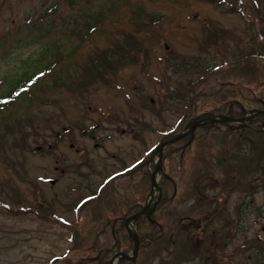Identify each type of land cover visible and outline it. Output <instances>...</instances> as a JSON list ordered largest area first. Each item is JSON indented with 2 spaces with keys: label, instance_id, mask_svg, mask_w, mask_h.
<instances>
[{
  "label": "rangeland",
  "instance_id": "obj_1",
  "mask_svg": "<svg viewBox=\"0 0 264 264\" xmlns=\"http://www.w3.org/2000/svg\"><path fill=\"white\" fill-rule=\"evenodd\" d=\"M47 64L0 109V264L105 262L157 144L264 99V0H0V94ZM233 125L165 146L162 237L126 264H264V126Z\"/></svg>",
  "mask_w": 264,
  "mask_h": 264
},
{
  "label": "trees",
  "instance_id": "obj_2",
  "mask_svg": "<svg viewBox=\"0 0 264 264\" xmlns=\"http://www.w3.org/2000/svg\"><path fill=\"white\" fill-rule=\"evenodd\" d=\"M57 57L58 56H56L54 58V60H56ZM99 64H103V62H101V61L96 62V65L98 68H99V66H98ZM51 70H53V69L51 68V66L49 64H47L46 66L43 65L41 67H37V68L33 69L30 73H28V75L25 78L20 79V80L17 79V81L15 80L16 81L15 85L8 88L9 93L11 91L10 94H12L11 98L13 96H16V97H21L22 99H26L27 91H28L29 87L32 84L38 85L40 83V81H43L42 76L44 75L45 71H47V73H49L50 76H52L54 78V80L56 81L57 76L55 77L53 74L54 71H51ZM236 103H238V105H240L244 108H253V107L260 108V109L264 108V102L257 97L256 98L251 97L250 99H248L247 102H244V103L242 101L236 102ZM5 105L6 104L0 105V109L5 108L7 106V105L6 106ZM233 108H234L233 106L225 105L219 112H222V113H225L228 115H236V114H238L237 112H241L240 109H233ZM164 157H165V155H163V158ZM164 178L171 179V177L168 174H166L165 176L163 175L162 178L160 179L159 184H160L161 189H162V195H161V198H160L158 204L156 205L155 209L148 214L149 216L142 215L138 218V230H139L140 235H144L146 237H155L157 235L156 227L158 225V220H157V217L155 215V210L159 206V204H161L163 202V200L165 198H167L166 188L164 185ZM120 247H121L120 241L117 239V241H115V243L112 244V246H107V248L104 250V252L102 254L111 256L114 252L119 250ZM105 258L106 257L104 255L99 256L96 259H90V262L95 264V263H97V261H99L100 263L105 264L108 260L107 259L105 262H103ZM119 264H122V261Z\"/></svg>",
  "mask_w": 264,
  "mask_h": 264
},
{
  "label": "water",
  "instance_id": "obj_3",
  "mask_svg": "<svg viewBox=\"0 0 264 264\" xmlns=\"http://www.w3.org/2000/svg\"><path fill=\"white\" fill-rule=\"evenodd\" d=\"M221 118H222L223 120H227V119H228L227 117H224V116H221ZM229 119H230V118H229ZM240 119L242 120L243 117L239 118V120H240ZM208 120H209L210 122H213V121H218L219 118L214 117V116H211V117L208 118ZM194 126H195V124L192 125V127H194ZM183 134H184V133L179 134V135H176V136H174V137H172V138H170V139H168V140H166V141H163V142H161L160 144H158V146H157V149H158L157 162H156V164H155V166H154L153 171H152L151 174H150V179H151V183H152V184H156V182H155V180H154V173H155L156 170L160 167V164H161V154H162V148H163V146H164L165 144L169 143V142H172V141H174V140L180 138ZM147 208H148V205L145 204V205H144V206H143L138 212L132 214L130 217H132V218H133V217H137L139 214H141L142 212H144ZM131 235H132V237H133V239H134V253H136L137 246H138V237H137L136 232H133ZM121 255H122V257H128V256H127L126 254H124V253H122Z\"/></svg>",
  "mask_w": 264,
  "mask_h": 264
}]
</instances>
